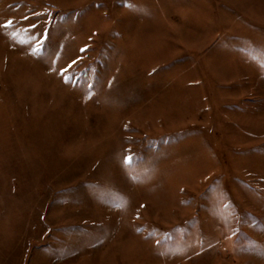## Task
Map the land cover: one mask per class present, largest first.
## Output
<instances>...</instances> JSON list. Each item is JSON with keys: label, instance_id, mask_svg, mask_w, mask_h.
Returning <instances> with one entry per match:
<instances>
[{"label": "rangeland", "instance_id": "374dc122", "mask_svg": "<svg viewBox=\"0 0 264 264\" xmlns=\"http://www.w3.org/2000/svg\"><path fill=\"white\" fill-rule=\"evenodd\" d=\"M0 264H264V0H0Z\"/></svg>", "mask_w": 264, "mask_h": 264}, {"label": "snow or ice", "instance_id": "6c2138e0", "mask_svg": "<svg viewBox=\"0 0 264 264\" xmlns=\"http://www.w3.org/2000/svg\"><path fill=\"white\" fill-rule=\"evenodd\" d=\"M8 23L10 24L11 22L9 21ZM126 159L130 161L131 160V157H127Z\"/></svg>", "mask_w": 264, "mask_h": 264}]
</instances>
